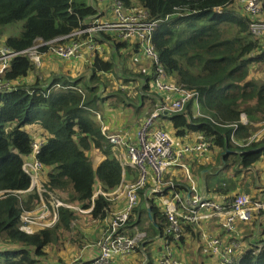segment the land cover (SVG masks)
Returning a JSON list of instances; mask_svg holds the SVG:
<instances>
[{"label": "trees", "instance_id": "obj_1", "mask_svg": "<svg viewBox=\"0 0 264 264\" xmlns=\"http://www.w3.org/2000/svg\"><path fill=\"white\" fill-rule=\"evenodd\" d=\"M121 1L125 9L140 8L158 22L152 42L167 74L199 94L200 116H195L193 102L184 113L169 116L175 135H203L211 143L210 150H217L219 165L225 167L231 157V163L237 161L244 169L264 161V132L249 143L264 124V81L250 79L251 66L263 60L264 52L249 32L250 15L243 14L234 0ZM98 12L73 0H0V38L2 28L21 22V32L8 37L5 44L24 51L38 39L50 41L72 34ZM127 46L137 51L134 43L116 45L119 49ZM33 70L27 57H19L7 78H25ZM114 70L113 61L98 55L88 81L83 77L48 84L38 81L0 93V242L4 245L0 264H44L40 258L47 255L46 248L65 239L76 219L75 210L60 207L52 227L29 230L21 222L25 211L38 216L42 207L37 191H29L30 180L22 169L35 141L25 127H41L38 159L45 168L41 182L47 192L55 190L62 203L78 204L81 209L93 206V219L102 220L112 208L109 197L94 196L96 184L101 183L104 193H112L124 181L123 168L94 117L105 101L100 95L102 84L108 85L103 75ZM128 74L132 75L125 71ZM129 82L133 81L127 78L125 83ZM242 115L247 124L241 121ZM92 148L104 157L96 169L87 154ZM191 173L195 176L192 169ZM174 180L180 183L179 190H185L183 176ZM224 189L217 191L226 194ZM140 193L144 202L145 192ZM148 202L147 221L156 233V228H165L166 216L155 200ZM139 214L137 209L132 220L140 226ZM50 220L51 216L44 219ZM233 264H264V245L260 251L253 246Z\"/></svg>", "mask_w": 264, "mask_h": 264}, {"label": "built area", "instance_id": "obj_2", "mask_svg": "<svg viewBox=\"0 0 264 264\" xmlns=\"http://www.w3.org/2000/svg\"><path fill=\"white\" fill-rule=\"evenodd\" d=\"M234 5L243 9L254 17L249 24V32L259 41L264 52V22L258 16L264 11L263 0H234ZM158 22L151 20L143 10L129 11L124 8L121 0H114L109 16L98 13L84 20L80 28L68 36L58 37L50 41L38 39L32 47L24 51H15L5 42L0 43V93L17 90L21 85L16 79L7 78L12 69V63L19 57H27L34 68L41 67L42 55L49 52L63 60H70L82 56L85 51L92 58L104 51L106 42L134 43L143 58L149 62L150 70L147 73L149 80H145L150 91L157 96V104L148 115L138 122L136 138L127 141L121 134L112 132L111 128L100 122L101 132L111 145L115 156L121 162L123 175L128 168L136 171L134 182L123 181L119 190H123L126 203L121 209L110 208L106 211L103 220V232L97 242L98 255L90 264H111L116 257L126 256L136 252L140 243L146 237L145 233L137 232L131 236L127 233V226L135 216L141 193L144 191L147 201L155 200L166 216V226L162 238L167 243L179 244L186 225H201L218 220L223 231H233L234 223H252L258 215L264 216V196L252 197L245 193L234 196H209L203 191L191 173L187 163L188 158L200 160L210 150L211 143L201 134L195 139L181 140L172 133L159 126L158 120L165 116H173L185 112L187 105L193 102L198 110V92L187 89L178 84L169 76L161 63L158 52L153 46V34ZM119 90H123L121 86ZM194 111V109H193ZM200 116L197 115L196 117ZM242 122H247L245 115ZM264 132L261 130L254 135L250 143ZM232 141L238 144L234 138ZM42 142L35 139L31 152L23 159L22 169L29 177L30 189L36 190L40 196L42 207L38 216L25 211L20 220L26 225H39L38 227H52L58 221V210L65 207L79 213L91 214L93 206L81 209L78 206L62 203L57 191L47 192L41 182L44 166L38 155ZM183 176L187 182L185 190H179L180 183L174 178ZM108 197L106 193L98 190V195ZM47 215L50 221H44ZM49 216V217H50ZM47 217V218H49ZM37 227V228H38ZM211 254L217 257L220 264H233L237 259L231 247H226L221 236L216 234H201ZM264 245L263 239L256 245L260 251ZM155 264H185L173 257L170 247H165Z\"/></svg>", "mask_w": 264, "mask_h": 264}, {"label": "crops", "instance_id": "obj_3", "mask_svg": "<svg viewBox=\"0 0 264 264\" xmlns=\"http://www.w3.org/2000/svg\"><path fill=\"white\" fill-rule=\"evenodd\" d=\"M100 2L108 4L109 9V4H111L112 0H100ZM96 10L103 15H110L109 11H103L101 8H96ZM258 19L264 20V11L260 14V16H258ZM6 39L7 38H5V41ZM116 45L117 44L115 43L108 44L106 42L104 51L102 53H98L100 54L99 56L104 59L113 61L115 63V70L111 73L103 75V78H105L108 85L106 87L102 84L100 95L105 101L102 105V109L99 113H96L94 119L100 126V122L108 125L112 132L121 134L127 141H134L136 138L138 122H140V120L154 108L157 103V96L151 97V95H149L150 89L147 85H145V77L149 78V76L146 75L147 73H143L140 68L142 66L143 69L149 71V62L138 54V50L136 51V49L131 46L120 47L119 49ZM43 61L44 69L43 72H38L40 74L38 77L36 76V73H33L25 78H18L16 81L21 86H32L40 80L41 83L48 84L61 78L74 80L76 78L86 77L88 81V78L92 73L91 69L94 65V58H92L91 55L85 51L82 52V56L74 57L70 60H63L54 54L44 52ZM263 64L264 57L262 61H258L253 64L251 68L254 70V67H258ZM125 71L131 72L132 75L128 74L129 76H126ZM138 74H142L143 77L138 78ZM254 76L256 75H254L253 71L250 75V79L258 80ZM38 78L40 80H38ZM127 78L133 82L125 83ZM172 79L176 81L173 77ZM259 79L264 81V73ZM121 86L123 87V90H119ZM145 86L148 87L146 91H144ZM194 114L195 116L199 115L197 109H194ZM167 121H169V116L164 117L162 127L169 130L166 123ZM247 123L248 122H243V124ZM29 128V134L32 138H40V133L42 132L41 127L35 125L34 127ZM169 131L171 133L173 131L172 122L171 129ZM196 135L197 134L188 133L181 140H192L195 139ZM87 154L90 157L95 169L104 159L103 154L95 148L90 149ZM219 157L220 156L218 155L217 150L214 149L209 150L205 156L200 159V161L194 158H188L186 160L191 169L194 171V180L196 181L197 179L196 183L203 191L207 192L208 195L212 197H219L220 195L234 196L237 193H245L252 197L264 196V161L261 160L250 168H243L242 172H240L239 169L235 171L231 170V167L234 165L237 167L236 164L230 163L227 167L221 164L219 165ZM222 162H224L223 159ZM224 164H226V162H224ZM197 167L198 173H195ZM238 168H241V166L239 165ZM219 173L224 175L225 178L222 182L217 184L214 182L213 177ZM136 174L135 170L128 168L125 171L124 181L130 183L134 182L136 180ZM220 187L226 188L223 191L228 190V192H224L226 194L218 192L217 189ZM102 188L101 183L97 182L96 192L98 190L102 191ZM106 194L112 202L115 200L116 196L120 195L118 198L119 203L116 207H114V209H121L125 205L126 196L124 193L121 194L119 188L112 193ZM144 199V202H141L140 207L138 208L141 219L140 226L135 225L132 220L127 226V233L133 236L137 232H141L145 233L146 237L140 243V248L136 250V252L126 256L114 258L112 264H148L149 262H153L155 264L156 259L167 246L170 247L173 257L185 264H220L217 261V257L211 254L209 248L203 240V237H201V234L206 233L221 236L225 246L231 247L233 250L236 259L241 257L253 246H256L257 243L263 239L264 216L258 215L250 226L243 227L239 225L236 230L230 232L223 231L220 228L217 219L211 221L210 223L202 224L201 227H195L192 225L187 227L182 233V241L179 244H169L162 238L164 227H162V229L156 228L155 233L147 221L148 213L150 212L148 210L149 202L147 201L145 195ZM76 206L80 207L78 204H76ZM75 214L76 219L71 225V230H74L76 222L81 218L88 219L91 217L90 214H87L88 217L83 216L85 214H80L78 212H75ZM90 219L93 218L91 217ZM93 221L99 223V225L93 229L95 242L88 243L85 240L86 235H83L80 232V229L77 228L76 231L79 235L71 236L69 233L65 237L63 244L60 246L65 248L67 244L71 242L73 243L72 251L73 254L77 255L75 258V264H90L91 261L98 255V248L96 244L103 232V220L93 219ZM85 226H88V224H85ZM163 226H165V224ZM56 248L57 247L55 245L46 248L45 252L48 254V262L50 258L49 253L53 252L56 260L53 261L52 264H58V262L60 264H64L61 263L64 261L63 259H59L60 254L57 253ZM70 253L71 252H69V254ZM69 254H66V256ZM40 259L43 260V257Z\"/></svg>", "mask_w": 264, "mask_h": 264}, {"label": "rangeland", "instance_id": "obj_4", "mask_svg": "<svg viewBox=\"0 0 264 264\" xmlns=\"http://www.w3.org/2000/svg\"><path fill=\"white\" fill-rule=\"evenodd\" d=\"M73 1H75V2H77V3H84V4H86V5H88V6H93L94 8H101L103 11H109L110 13H111V9H112V4H113V1L114 0H112V2H111V4H109V9H108V4H106L105 2L104 3H101L100 2V0H73ZM134 1H137V0H134ZM100 10V9H99ZM129 10V9H128ZM135 10H140V8H135ZM135 10H129V11H135ZM240 11H243V14H247L243 9H240ZM248 15V14H247ZM250 17H251V19L252 20H255L254 19V17L253 16H251L250 15ZM262 22H264V20H261ZM21 30H22V23L21 22H19V23H16V24H13V25H10V26H7V27H4V28H2V37L0 38V43H2V42H5V38H8V37H10V36H16V35H18L20 32H21ZM138 54L139 55H141V57H143V55H142V53L140 52V51H138ZM46 64V63H45ZM44 61H43V55H42V65H41V67L40 68H34V70L33 71H31L30 73H29V75H31V74H33V73H36V76L38 77L40 74L38 73V72H43V69H44ZM254 71V75H256V76H254V77H256V79H258V81L259 82H261V79H259L261 76H262V74L264 73V64L263 65H261V66H258V67H254V70L251 68V74H252V72ZM49 73V72H48ZM35 76V77H36ZM41 76H42V74H41ZM83 78H85V79H87L86 77H83ZM38 80H40L39 78H38ZM41 81V80H40ZM112 85V84H111ZM149 95H151V97H154L156 94H154V92H152V91H150L149 92ZM195 109V108H194ZM196 110V109H195ZM150 112V111H149ZM148 112V113H149ZM148 113L142 118V119H144L147 115H148ZM141 119V120H142ZM157 122H159V124L160 125H163V123H164V119H161V120H158ZM167 123V125H168V129L170 130L171 129V122H169V121H167L166 122ZM261 128H262V126H261ZM26 131H30V128L29 127H25L24 128ZM166 129V128H165ZM232 160H234L233 159V157H231L230 158V160L228 161V164L230 165V163L232 162ZM200 161V160H199ZM236 161V160H235ZM236 164H237V167L234 165L233 167H231V170L232 171H235V170H237V169H239L240 170V172H242V170H243V168H242V166H241V168H238V166H239V164L237 163V161H236ZM44 171H45V169H44ZM225 177H224V175H222V174H218V175H214V177H213V179H214V182L215 183H220V182H222L223 181V179H224ZM196 181H197V179H196ZM121 192V194L123 193V190H121L120 191ZM240 192H242V191H240ZM119 196L120 195H118V196H116V198H115V200H113V202L111 203L112 204V208L114 209V207H116L117 205H118V203H119V201H118V198H119ZM140 204H141V202L139 203V206H138V208L140 207ZM76 206V205H75ZM137 208V209H138ZM76 212H78V211H76ZM79 213V212H78ZM80 214H84V213H80ZM50 215H47V217H49ZM83 216H87V214H85V215H83ZM88 217V216H87ZM91 217H89L88 219H86V218H81L79 221H77L76 222V224H75V226H74V230H71V232H70V235L71 236H78L79 234H77V228L78 229H80V232L83 234V235H86V241L88 242V243H93V242H95V239H94V235H93V229L96 227V226H98L99 225V223L98 222H94L93 221V219H90ZM85 224H88V226H85ZM239 225H241V226H243V227H248V226H250L251 225V223H241V222H235L234 223V230H236L237 229V227L239 226ZM39 225H29V230H34L35 228H37ZM195 227H201L202 226V224L201 225H194ZM39 228V227H38ZM63 242H64V239L62 238L60 241H59V243H57L55 246L57 247L56 248V250H57V253H59L60 254V257H59V259H63V261L64 262H61V263H64V264H75L76 262H75V258L77 257V255L76 254H73V251H72V248H73V243L71 242V243H69V244H67L66 245V247L65 248H63V247H60L62 244H63ZM66 243V242H65ZM1 247H4V245L0 242V248ZM59 247V248H58ZM69 252H71L70 254H69ZM47 254V253H46ZM66 254H69L68 256H66ZM132 254V253H131ZM47 256H48V254L45 256V257H43V263L44 264H49V262H50V264H52L53 263V261H55L56 259H55V257H54V253L52 252V253H49V256H50V258H49V262H48V259H47ZM117 258V257H116ZM158 259V258H157ZM156 259V260H157ZM112 262H113V259L111 260V264H112ZM58 264H60L59 262H58Z\"/></svg>", "mask_w": 264, "mask_h": 264}, {"label": "water", "instance_id": "obj_5", "mask_svg": "<svg viewBox=\"0 0 264 264\" xmlns=\"http://www.w3.org/2000/svg\"><path fill=\"white\" fill-rule=\"evenodd\" d=\"M229 153H233L234 154V152H229Z\"/></svg>", "mask_w": 264, "mask_h": 264}]
</instances>
